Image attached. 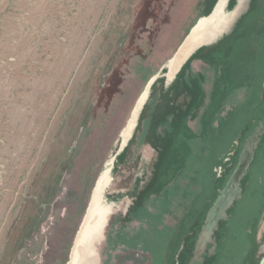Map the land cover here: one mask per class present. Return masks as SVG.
Instances as JSON below:
<instances>
[{"label":"water","instance_id":"95a60500","mask_svg":"<svg viewBox=\"0 0 264 264\" xmlns=\"http://www.w3.org/2000/svg\"><path fill=\"white\" fill-rule=\"evenodd\" d=\"M228 1H150L17 264H176L218 190L198 264L225 221L212 264L264 259V0Z\"/></svg>","mask_w":264,"mask_h":264},{"label":"rangeland","instance_id":"374dc122","mask_svg":"<svg viewBox=\"0 0 264 264\" xmlns=\"http://www.w3.org/2000/svg\"><path fill=\"white\" fill-rule=\"evenodd\" d=\"M151 0H0V264H17Z\"/></svg>","mask_w":264,"mask_h":264},{"label":"trees","instance_id":"16d2710c","mask_svg":"<svg viewBox=\"0 0 264 264\" xmlns=\"http://www.w3.org/2000/svg\"><path fill=\"white\" fill-rule=\"evenodd\" d=\"M253 9H254V0H251L250 1V7H249V9L241 16V18L237 21V23L235 24V26L233 27V29H232V31H231V33L228 35V36H230L231 34H233L239 27H240V25L242 24V22L244 21V19L253 11ZM227 37V36H226ZM224 39V38H223ZM195 56V54L193 55V56H191L190 58H192V57H194ZM189 58V59H190ZM188 59V60H189ZM188 62V61H187ZM179 74V73H178ZM178 74H177V76H178ZM176 76V77H177ZM157 82V81H156ZM155 82V83H156ZM155 83H154V85H152V87H151V91H150V95H151V92H152V90H153V88H154V86H155ZM263 90H264V87H263ZM149 95V96H150ZM143 110H144V107H143V109H142V112H143ZM142 112H141V114H142ZM141 114H140V117H141ZM263 114H264V110H260V116H259V120L260 119H262V117H263ZM140 117H139V120H140ZM248 124H247V127L246 128H248L249 126L248 125H250V122H247ZM257 123V122H256ZM255 125L256 124H253V126H252V129H251V131L247 134V135H245V137H243V143H244V141H245V139L246 138H248V136L252 133V131H253V128L255 127ZM243 143H242V146H243ZM241 150V149H240ZM238 153H239V151H238ZM237 153V154H238ZM233 159V158H232ZM236 159H237V155H236ZM232 161V160H231ZM233 168H229V169H227V173L225 174V179L227 180V178H228V175L232 172L231 170H232ZM251 173H252V171H251ZM248 175L249 174H247L245 177H244V179L241 181V185H242V187H243V189L245 188V185H246V183H247V181H248ZM215 182H220V181H222V180H219V179H215L214 180ZM152 188H153V186H148V187H146L145 189H143L141 192H140V194H139V196L137 197V200H136V202H135V207H140V206H142V204H143V199H144V197L152 190ZM216 196H217V192H214V193H212V195H211V198H209L207 201H206V211L204 212V214L203 215H201L200 216V218H196V220H193V223H192V228L190 229V234H189V236H188V238L186 239L187 240V242H186V244L184 245V249H183V251L180 253V257H179V264H187L188 263V261H189V258H190V256H191V250L193 249V246H194V243H195V240H196V238H197V234H198V232H199V230H200V227H201V225H202V223H203V221H204V218H205V215H206V213H207V211H208V209L210 208V206H211V204H212V202L214 201V199L216 198ZM208 203V204H207ZM130 212H132V210L130 211ZM132 214V213H131ZM228 224V222H222L221 223V225H220V227H219V230L216 232V236H217V241H218V246L220 245V244H222V242H223V230L228 226L227 225ZM217 256V252L213 255V256H211L210 258H207V259H205V263L204 264H212L213 263V261H214V259H215V257Z\"/></svg>","mask_w":264,"mask_h":264},{"label":"flooded vegetation","instance_id":"af4514ba","mask_svg":"<svg viewBox=\"0 0 264 264\" xmlns=\"http://www.w3.org/2000/svg\"><path fill=\"white\" fill-rule=\"evenodd\" d=\"M238 1L239 0H229L228 1V6L227 7H229V8H231V7H234L237 3H238ZM250 1L251 0H249V7H250ZM249 9V8H248ZM263 87H264V82H263V85H262ZM264 121V114H263V117H262V119H260V120H258V122L256 123V125H255V127L253 128V131H254V129L260 124V123H262ZM253 131H252V133H253ZM251 133V134H252ZM250 134V135H251ZM249 135V136H250ZM248 136V137H249ZM261 140H260V142H259V144L257 145V148L255 149V153H254V159H253V161H252V163H251V165H250V167H249V170L247 171V174H249L250 173V171H251V167H252V165H253V162H255L256 161V155H257V152L259 151V150H261V147L264 145V133L261 135ZM247 139V138H246ZM245 139V140H246ZM245 144V141H244V143H243V145ZM243 147V146H242ZM239 154H240V152L237 154H235V155H237V160H238V157H239ZM234 157V156H233ZM230 157L228 156V159H229ZM228 166V167H227ZM226 166V169H225V167L224 168H222V169H225V170H227V168L229 169V167H230V164L229 165H227ZM235 167V166H234ZM234 167H233V169H234ZM233 169L231 170L232 172H233ZM232 172L228 175V178H227V180L225 181V183H224V186L222 187V189L225 187V185H226V183L228 182V180H229V178H230V176H231V174H232ZM247 184V183H246ZM240 187H241V190H243V187H242V185H241V181H240ZM219 191V190H218ZM218 191H217V196H218ZM242 192V191H241ZM216 196V197H217ZM216 199V198H215ZM214 199V200H215ZM214 202V201H213ZM212 202V203H213ZM212 205V204H211ZM211 207V206H210ZM209 210V209H208ZM227 212H229V210L227 211ZM203 224V223H202ZM201 228V227H200ZM219 230V228H217V230L214 232V235H213V237H214V239H213V244L212 245H210L209 247H210V249H208V250H211L212 248H213V250H211V252H206L205 253V255H204V257L207 259V258H210L211 256H213L215 253H216V249H217V247H218V241H217V236H216V232ZM200 231V230H199ZM198 234H199V232H198ZM198 234H197V238H198ZM197 238H196V240H195V243H194V246H193V249L191 250V256H190V258H189V261H188V263L187 264H194V262L195 263H197L198 264V262H199V255L198 256H196L197 254H196V251H195V244H196V241H197ZM179 257V256H178ZM196 259H198V260H196ZM176 264H179V262H176ZM200 264H203V262L202 263H200ZM259 264H264V259H262L261 261H260V263Z\"/></svg>","mask_w":264,"mask_h":264}]
</instances>
